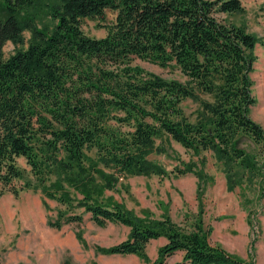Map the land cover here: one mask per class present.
<instances>
[{"label": "trees", "instance_id": "obj_1", "mask_svg": "<svg viewBox=\"0 0 264 264\" xmlns=\"http://www.w3.org/2000/svg\"><path fill=\"white\" fill-rule=\"evenodd\" d=\"M36 2L0 0V196L38 186L63 206L51 226L80 223L72 208L81 206L97 225L128 226L125 240L101 248L107 254L147 260L149 241L164 237L153 264H167L177 252L181 259L172 264H251L211 244L201 219L185 226L168 214L141 217L119 201L105 202L101 192L113 187L112 176L97 166L164 172L147 155L163 150L156 139L168 138L196 153L212 151L230 190L260 175L264 128L249 113L257 38L217 16L242 11L241 1L49 0L53 27L34 28L26 48L4 57L7 41L23 43L21 14ZM106 9L115 15L106 35L84 33L82 19L104 18ZM135 57L176 68L185 80L147 71ZM198 92L211 99L200 101L192 120L182 102ZM89 150L96 160L89 161ZM20 156L31 178L18 166Z\"/></svg>", "mask_w": 264, "mask_h": 264}, {"label": "rangeland", "instance_id": "obj_2", "mask_svg": "<svg viewBox=\"0 0 264 264\" xmlns=\"http://www.w3.org/2000/svg\"><path fill=\"white\" fill-rule=\"evenodd\" d=\"M243 10L233 13H217L220 19L243 26L254 34L257 41L251 50L254 56L252 94L255 103L250 116L264 128V0H240ZM49 0L37 2L22 11L26 22L22 30L23 43L4 44V57L19 48H26L33 39L34 28L50 30L55 19L47 13ZM114 13L106 9L104 18L85 17L81 28L89 36L104 37ZM133 64L164 78L185 80L178 69L135 57ZM211 96L198 92V98L182 102L184 112L194 120L201 111V100ZM156 146L163 150L151 151L147 158L164 172L138 174L120 172L98 163V169L112 176L113 187L102 189L105 202L119 201L141 217H160L168 214L175 222L188 225L201 219L210 229L209 240L226 251L242 258L246 263L264 264V154L259 157L263 166L260 175L252 182L243 183L234 190L227 188L221 162L210 150L194 152L168 138L156 139ZM240 144V143H239ZM243 147L248 145L241 143ZM90 162L96 160L94 150L87 152ZM17 164L31 178L30 167L20 156ZM187 166L191 170L180 173ZM199 173V174H198ZM56 179L55 175L50 180ZM98 181H100L98 177ZM36 181L33 182L35 184ZM49 181H47V184ZM74 192L70 187H68ZM80 198L82 195H73ZM76 201H74L75 203ZM63 206L46 196L38 186L30 187L17 196L5 193L0 196V264H153L158 248L165 243L164 237L152 239L146 247L148 259L137 254H107L101 251L129 234V227L120 223L100 226L90 218L83 206L72 208L82 214L80 223L51 226ZM181 259L177 252L166 259L172 264Z\"/></svg>", "mask_w": 264, "mask_h": 264}, {"label": "crops", "instance_id": "obj_3", "mask_svg": "<svg viewBox=\"0 0 264 264\" xmlns=\"http://www.w3.org/2000/svg\"><path fill=\"white\" fill-rule=\"evenodd\" d=\"M252 68H253V65H252ZM252 72V71H251Z\"/></svg>", "mask_w": 264, "mask_h": 264}]
</instances>
